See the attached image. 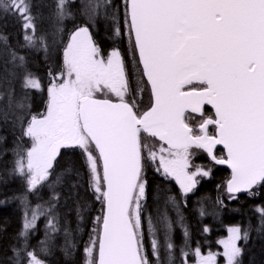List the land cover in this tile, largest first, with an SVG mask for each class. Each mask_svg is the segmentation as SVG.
I'll return each instance as SVG.
<instances>
[{
    "label": "snow or ice",
    "instance_id": "1",
    "mask_svg": "<svg viewBox=\"0 0 264 264\" xmlns=\"http://www.w3.org/2000/svg\"><path fill=\"white\" fill-rule=\"evenodd\" d=\"M66 3L57 0L59 19L70 15ZM110 4L111 0H90L89 18ZM122 5L130 50L138 56L151 106L139 110L120 51L113 49L105 57L89 28L77 27L63 47L62 69L49 73L46 89L34 74L23 77L22 88L46 90L47 102L46 111L31 115L23 127L31 146L16 151L13 172L26 178L30 191L45 184L52 187L49 178L61 148L81 149L89 187L101 204L84 250L87 264H151L145 254L146 233L160 264L157 231L163 230L171 258L172 221L167 214L145 216L146 161L166 179H174L183 196L196 188L198 177L211 172L193 163V149L231 169L226 182L230 199L264 186V0H122ZM0 9L21 22L28 46L36 47L39 40L47 52L44 37L36 36L31 0H0ZM115 31L120 35L119 27ZM12 59L23 66L22 55L12 53ZM97 93H110L117 101L96 98ZM206 105L214 110L212 115L206 114ZM148 137L159 147H149ZM218 145L225 150L221 157L215 154ZM73 173L78 176L79 169L70 162L65 174ZM61 180L57 176L55 182ZM169 200L175 203L174 197ZM53 207L26 209L21 235L26 236L42 215L51 217L48 228L57 231ZM258 211L264 218V208ZM228 232V238L219 241L222 252L205 254L197 244L191 251L193 264H218L219 257L224 264H240L238 241L248 234L241 235L239 227ZM184 235L187 242L186 229ZM23 251L26 264H46L35 250ZM13 252L20 264V252ZM180 254L182 264H188L189 252L181 248Z\"/></svg>",
    "mask_w": 264,
    "mask_h": 264
},
{
    "label": "trees",
    "instance_id": "2",
    "mask_svg": "<svg viewBox=\"0 0 264 264\" xmlns=\"http://www.w3.org/2000/svg\"><path fill=\"white\" fill-rule=\"evenodd\" d=\"M89 2L67 0L65 7L70 15L59 19L56 15L57 0H31L36 36L44 37L47 52L39 40L36 47L28 46L21 22L0 9V264H16L14 248L20 252V264H26L25 248L35 250L46 264H85L84 250L92 235L94 218L101 209L89 187L88 169L83 165L79 148L60 150L54 162L53 176L49 178L52 187L45 184L30 191L26 178L13 172L16 151L31 146L30 139L23 136V127L31 115L46 111V90L23 89L24 75L34 74L46 89L51 79L49 73L55 75L62 69L63 47L71 33L77 27L87 26L102 55L106 57L113 49L120 51L130 86L135 89L139 110L143 112L151 106L150 89L141 80L138 56L130 50L123 23L122 0H111V4L98 9L92 19L89 18L91 9L87 7ZM117 27L120 35L116 34ZM12 53L24 57L23 66H17L19 61H13ZM20 102L25 104L24 108L17 107ZM148 139L159 144L154 138ZM194 150L201 153L199 149ZM196 161V165L211 172L208 177L200 178L196 188L187 196L181 194L176 181L162 176L151 161L145 162V216L155 219L167 214L172 221L170 239L174 249L171 258L164 246L163 230L157 231V239L161 243L160 264H182L181 248L189 252L188 262L193 264L191 251L197 244L205 254L208 251L222 252L219 241L227 235L230 227H239L241 235L244 232L248 234L247 239L239 243L242 249L240 264H264V218L258 211L264 208V186H257L252 194L230 199L226 192L230 171L216 166L205 155L197 157ZM70 162L79 169L78 176L65 174ZM57 176H62L60 183L55 182ZM169 197H174L175 203ZM50 204L54 205L52 213L57 231L51 232L48 228L51 217L42 215L35 227L22 236L26 209L37 205L47 208ZM185 229L189 234L187 242ZM144 245L151 264H156L147 233ZM41 248L45 250L41 252ZM220 263H224L223 257H219Z\"/></svg>",
    "mask_w": 264,
    "mask_h": 264
},
{
    "label": "rangeland",
    "instance_id": "3",
    "mask_svg": "<svg viewBox=\"0 0 264 264\" xmlns=\"http://www.w3.org/2000/svg\"><path fill=\"white\" fill-rule=\"evenodd\" d=\"M96 98H110V99H112V100H114V101H117V98L114 96V95H112V94H108L107 96H104V95H102L101 93H97L96 94ZM145 143H147L148 145H149V147L151 146L152 148H153V150H155L156 148H158L159 147V144H155L154 142H152V141H150L148 138L145 140ZM62 149V148H61ZM193 151V150H192ZM194 152V155H193V157H192V161H193V163L194 164H196V158L197 157H200V156H203L201 153H199V152H197V151H193ZM200 178H203V177H198V179H200ZM30 216L31 215H29V218H30ZM164 233V232H163ZM162 234V233H161ZM164 236V235H163ZM228 236H229V232L227 231V235L222 239V240H225V239H227L228 238ZM56 239H54L53 241H55ZM239 243H240V241H238V245H239ZM221 246V248H222V245H220ZM223 250V249H222ZM97 255H98V253L97 252H93V257H92V259H93V261H95V259L97 258ZM87 259H88V257L86 256V259H85V264H87ZM188 264H191V263H189L188 262ZM218 264H219V258H218ZM221 264V263H220ZM222 264H224V263H222Z\"/></svg>",
    "mask_w": 264,
    "mask_h": 264
},
{
    "label": "flooded vegetation",
    "instance_id": "4",
    "mask_svg": "<svg viewBox=\"0 0 264 264\" xmlns=\"http://www.w3.org/2000/svg\"><path fill=\"white\" fill-rule=\"evenodd\" d=\"M206 108V114L207 115H212L213 114V110L210 108V107H205ZM211 130V129H210ZM222 150L223 149H221V148H217V149H215V154L218 156V157H220V156H223L222 154H223V152H224V154H225V151L223 150V152H222ZM193 151H195L194 149H193ZM201 151V154L204 156H206V158H209L208 156H207V154L205 153V152H203V150H200ZM210 160V159H209ZM211 161V160H210ZM197 162V161H196ZM212 162V161H211ZM213 163V162H212ZM222 168V167H221ZM172 179V178H171ZM174 180V179H173ZM175 181V180H174ZM198 185V184H197Z\"/></svg>",
    "mask_w": 264,
    "mask_h": 264
},
{
    "label": "water",
    "instance_id": "5",
    "mask_svg": "<svg viewBox=\"0 0 264 264\" xmlns=\"http://www.w3.org/2000/svg\"><path fill=\"white\" fill-rule=\"evenodd\" d=\"M207 107H210L211 108V106L210 105H206ZM205 106V107H206ZM212 109V108H211ZM213 110V109H212ZM214 111V110H213ZM217 148H221V149H223V146L222 145H218L217 147H216V149ZM224 150V149H223ZM225 151V150H224ZM211 160V159H210ZM212 161V160H211ZM214 162V161H213ZM214 164L216 165V166H218V167H222V168H225V169H228L229 171H230V173H231V169L225 164V165H220V164H216L215 162H214ZM248 194V192H239V193H236L235 194V197H241V196H244V195H247Z\"/></svg>",
    "mask_w": 264,
    "mask_h": 264
}]
</instances>
